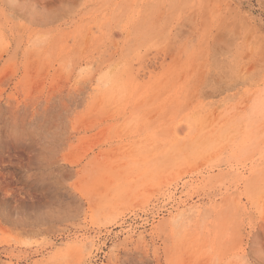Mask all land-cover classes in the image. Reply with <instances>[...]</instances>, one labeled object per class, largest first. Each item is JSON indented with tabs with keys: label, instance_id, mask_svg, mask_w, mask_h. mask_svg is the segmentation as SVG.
Segmentation results:
<instances>
[{
	"label": "rangeland",
	"instance_id": "obj_1",
	"mask_svg": "<svg viewBox=\"0 0 264 264\" xmlns=\"http://www.w3.org/2000/svg\"><path fill=\"white\" fill-rule=\"evenodd\" d=\"M0 264H264V0H0Z\"/></svg>",
	"mask_w": 264,
	"mask_h": 264
}]
</instances>
